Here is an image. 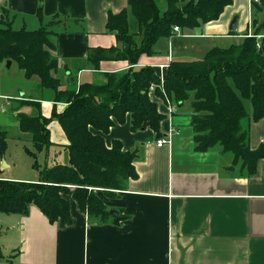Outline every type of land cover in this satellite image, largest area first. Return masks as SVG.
Segmentation results:
<instances>
[{
  "label": "crops",
  "instance_id": "crops-1",
  "mask_svg": "<svg viewBox=\"0 0 264 264\" xmlns=\"http://www.w3.org/2000/svg\"><path fill=\"white\" fill-rule=\"evenodd\" d=\"M254 1L258 2L233 0L216 21L159 40L154 54L142 55L132 68L151 67L160 79L172 61L201 60L213 48L241 44L246 34L253 35ZM127 9V0H2L0 28L4 13L13 30L47 27L55 47L49 52L57 60L53 76L63 89H78L86 82L101 85L103 75L131 68L126 61H104L93 70L86 61L90 49L117 45L115 34L106 30L107 17ZM257 16L263 20L264 11ZM234 18L235 31H230ZM53 20L55 23L49 25ZM132 26L135 28L134 22ZM261 39L264 35L257 37ZM7 62L0 63L1 113L8 111L14 118L18 113L49 118L53 108L63 112L67 105L52 102L37 77L26 79L15 62L9 61V68ZM3 66H16L20 78L16 72L4 73ZM6 80L12 85L8 87ZM14 80L32 86L20 88ZM148 97L163 116L160 136L150 128L132 131L128 115L124 123L116 122L106 134L94 131L107 148L117 141L123 151L136 153V177L129 179L123 190L108 197L102 189H93L109 218L100 222L88 217L71 195L67 197L71 218L67 225L50 223L34 205L26 215L0 214V264H264V158L255 174L248 176L239 163H233L232 154L220 147L197 152L190 124L191 100L178 104L164 92L163 98L153 92ZM17 101L39 105L18 108ZM171 105L174 113H168ZM248 107L250 111L249 103ZM6 125L0 123V131L7 137ZM14 126L18 142L27 138L31 142V137L19 130L17 120ZM47 129L51 146L36 153V159L43 155L45 166L52 167L49 158L60 154L61 146V161L67 164L64 148L68 141L63 129L56 120H51ZM160 139L165 143L158 147ZM248 146L251 151L264 148V119L250 124ZM25 149L29 148L24 146L26 154ZM15 170L7 148L0 155V180H40L37 170L39 176Z\"/></svg>",
  "mask_w": 264,
  "mask_h": 264
},
{
  "label": "trees",
  "instance_id": "trees-1",
  "mask_svg": "<svg viewBox=\"0 0 264 264\" xmlns=\"http://www.w3.org/2000/svg\"><path fill=\"white\" fill-rule=\"evenodd\" d=\"M232 2L164 0L165 9L161 10L155 0H127L128 9L115 15L109 13L106 21V30L115 34L117 45L90 49L86 61L93 70H98L104 61H126L131 68L103 75L105 82L101 85L86 82L70 90L63 89L53 76L57 60L49 52L55 47L47 27L13 30L4 13L0 63L15 62L26 79H39L41 90L50 94L52 102L67 106L61 113L53 108L49 118L24 113L15 116L19 130L31 137L33 151L25 150L40 180H0V214L26 215L29 206L34 205L50 223L67 225L71 222L67 197L71 195L88 217L105 222L109 212L93 189H102L108 197L113 191L123 190L126 182L136 177V153L123 151L117 141L107 148L102 136L95 132L106 134L116 122L124 123L128 115L132 131L150 128L160 136L163 120L157 105L148 97L149 87L158 86L160 79L151 67H132L142 55L154 54L157 42L171 37L174 27L185 32L216 21ZM258 2L252 4V36L246 34L241 44L227 49L213 48L201 60L172 61L163 75L162 89L156 87L154 93L163 98L164 92L178 104L191 100L195 150L205 152L219 146L224 153L232 154L233 163H239L248 176L255 174L258 162L264 158L263 147L251 151L248 146L250 124L264 119V39L257 40L264 35V19L259 21L257 16L264 11V0ZM130 17L135 23L133 31ZM53 23L54 20L49 25ZM17 102L18 108L39 105ZM245 102L251 106L249 112ZM51 120L58 121L66 135L68 162L41 168L36 153L51 146L47 129ZM6 149V133L0 131L1 156Z\"/></svg>",
  "mask_w": 264,
  "mask_h": 264
},
{
  "label": "rangeland",
  "instance_id": "rangeland-1",
  "mask_svg": "<svg viewBox=\"0 0 264 264\" xmlns=\"http://www.w3.org/2000/svg\"><path fill=\"white\" fill-rule=\"evenodd\" d=\"M155 1H156L157 5L159 6V8L161 10L165 9L164 0H155ZM133 22H134V20H132V17H130L129 18L130 30L134 29L133 26H132ZM3 67H4L3 68V72L4 73H9V71H11V74H13V72H16V75H18L17 78L18 79L20 78V76H19L20 73H18L19 70H18V68L16 66H12L11 69H6L5 66H3ZM166 69H167V67H166ZM8 80H6V83H8ZM23 81L14 80V84L17 83V85H19L20 88H21V86H24V87L29 86L28 84H25V82H23ZM103 81L105 82V78L103 79ZM104 82H102L101 84H103ZM162 83L163 82H160L158 86L151 85L149 87V94L151 92L155 93L156 87H159L160 89H162ZM6 85L9 87L10 85H12V82H10V83H8ZM30 85L32 86V84H30ZM31 86H29V87H31ZM244 104H245L246 110L249 112L248 103L245 102ZM15 122H16V119L13 117L12 113L7 111L6 113L3 114V113L0 112V123H6L7 124L5 127H3V129L7 132V137H6L7 139L6 140H7L8 156L16 164V170L15 171H19V172H22V173L26 172L28 175H34V176L37 175V176H39L38 173H37L38 171L35 172L36 170H34L32 168L33 159L28 157L24 153V146L26 148H29V149H31L33 147L31 145L30 138H27V140H25L24 142H18L15 139L17 134H18V129L15 128V126H14ZM218 147L219 146H216L215 149H218ZM58 149L60 150V154H62L63 147L60 146ZM60 154L57 153L52 158H49V162H48L49 166L50 165L54 166V165H57V164H62V161H61L62 159H61ZM43 157H44L43 155H41V156L38 155V157H37V163L41 167H44L45 166V162H46V159H44ZM0 226H1V223H0Z\"/></svg>",
  "mask_w": 264,
  "mask_h": 264
},
{
  "label": "built area",
  "instance_id": "built-area-1",
  "mask_svg": "<svg viewBox=\"0 0 264 264\" xmlns=\"http://www.w3.org/2000/svg\"><path fill=\"white\" fill-rule=\"evenodd\" d=\"M2 0H0V3H1ZM173 32L176 33V32H180V29L178 27H174L173 28ZM258 48L260 47V44L257 45ZM163 78L161 77L160 78V82H162ZM152 90V89H151ZM175 111V106L174 105H171V106H168V113H174ZM165 143V140L163 139H160L157 141V146L160 147L162 146L163 144Z\"/></svg>",
  "mask_w": 264,
  "mask_h": 264
},
{
  "label": "water",
  "instance_id": "water-1",
  "mask_svg": "<svg viewBox=\"0 0 264 264\" xmlns=\"http://www.w3.org/2000/svg\"><path fill=\"white\" fill-rule=\"evenodd\" d=\"M235 22H236V18H234L232 20V23H231V26H230V31H235ZM9 65H10V62L8 61L7 64H6V67L9 68ZM111 214L114 217H117V213L116 212H111Z\"/></svg>",
  "mask_w": 264,
  "mask_h": 264
}]
</instances>
